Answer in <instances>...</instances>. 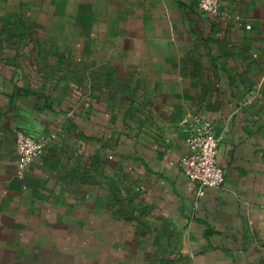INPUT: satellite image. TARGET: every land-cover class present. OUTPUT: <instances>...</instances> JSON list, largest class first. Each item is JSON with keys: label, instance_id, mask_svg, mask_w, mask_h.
Wrapping results in <instances>:
<instances>
[{"label": "crops", "instance_id": "obj_1", "mask_svg": "<svg viewBox=\"0 0 264 264\" xmlns=\"http://www.w3.org/2000/svg\"><path fill=\"white\" fill-rule=\"evenodd\" d=\"M199 2L0 0V264H264V0ZM187 115L223 135L203 197Z\"/></svg>", "mask_w": 264, "mask_h": 264}, {"label": "built area", "instance_id": "obj_2", "mask_svg": "<svg viewBox=\"0 0 264 264\" xmlns=\"http://www.w3.org/2000/svg\"><path fill=\"white\" fill-rule=\"evenodd\" d=\"M223 0H200L199 10L208 17L221 14ZM186 133L188 154L178 160L184 177L197 188V195L203 197L208 189H220L225 173L219 165V135L214 124L197 115H187L181 122ZM51 137L36 138L23 132L17 133L16 152L21 169H26L40 159L47 151Z\"/></svg>", "mask_w": 264, "mask_h": 264}, {"label": "rangeland", "instance_id": "obj_3", "mask_svg": "<svg viewBox=\"0 0 264 264\" xmlns=\"http://www.w3.org/2000/svg\"><path fill=\"white\" fill-rule=\"evenodd\" d=\"M154 256H155V255H153V256L151 255V256H150V257H151V263H152V257H154ZM155 257H157V255H156Z\"/></svg>", "mask_w": 264, "mask_h": 264}]
</instances>
